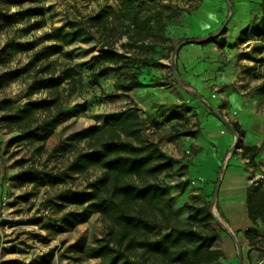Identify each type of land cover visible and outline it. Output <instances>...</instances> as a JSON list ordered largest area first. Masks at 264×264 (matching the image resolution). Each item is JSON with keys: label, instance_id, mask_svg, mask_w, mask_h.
<instances>
[{"label": "trees", "instance_id": "obj_1", "mask_svg": "<svg viewBox=\"0 0 264 264\" xmlns=\"http://www.w3.org/2000/svg\"><path fill=\"white\" fill-rule=\"evenodd\" d=\"M114 1L115 5L104 0L95 12L68 18L62 26L46 33L44 39L50 44L34 50L28 63L13 72L12 76L17 77L33 69L31 76L48 90L49 95L39 102L17 105L9 99L1 102L0 122L9 130H17L18 140L39 143L38 152L53 134L46 125L64 123L71 118L63 93L78 94L86 86L79 65L58 63L54 59L63 55L67 46L99 44L100 51L92 57L94 64L90 67L88 84L100 86L103 74L116 75L113 91H102L100 100L128 95L136 88L176 81L153 73L161 60L150 53L170 41L166 37L168 20L175 13L189 9L168 4L171 0ZM183 1H195L197 8L200 0ZM36 17L40 20L35 23L32 19ZM23 21L30 29H38L45 23L44 12H0V28ZM255 34L264 41V15L255 25ZM181 41L171 44L169 49L174 51ZM42 115L44 119L40 121ZM173 118L179 120L171 127L173 137L191 134L192 127L182 115L175 114ZM232 126L235 131H241L238 123L232 122ZM42 129L46 131L43 133ZM150 130L151 125L141 116L140 107L133 103L111 113L103 123L95 122L68 137V141L84 144L83 149L76 150L70 169L76 172L97 169L100 175L89 183V193H76L74 204L78 210L67 213V226L75 228L94 213L105 223L103 236L96 238L94 245L86 246L79 260L98 259L99 264H215L223 256L218 245L223 228L212 212L211 197L201 201L196 197L180 208L174 206L163 175L182 169L174 170V158L152 138ZM259 151L256 145L242 146V156L249 163L256 161ZM23 174L32 178L35 188L42 186L45 178L52 184L66 180L44 170L28 169ZM247 205L254 226L246 231V236L251 248H255L258 241L264 240V233L257 229L259 223L264 225L263 181H254L250 186ZM184 213L186 217L182 219L180 215ZM12 264H51V260L45 257L34 263L14 261Z\"/></svg>", "mask_w": 264, "mask_h": 264}, {"label": "rangeland", "instance_id": "obj_2", "mask_svg": "<svg viewBox=\"0 0 264 264\" xmlns=\"http://www.w3.org/2000/svg\"><path fill=\"white\" fill-rule=\"evenodd\" d=\"M207 1L205 0L204 10L206 12L203 15L206 16V21L214 26V18L209 14L210 5H207ZM103 3L104 0H0V12L42 10L45 19L44 25L38 29H30L25 21L12 27L0 28V115L3 113L1 102L4 99H9L14 105H17L27 101L39 102L49 95L48 90L41 87L38 79L31 76L34 73L33 69L31 72L20 74L17 77L16 75L15 77L12 76L13 72L28 63L34 50L50 44L44 39L46 33L62 26L68 18L95 12L98 6ZM195 3V1L186 3L183 0L168 2L170 5L184 8L188 4L189 10L194 9ZM110 4L115 5V1L110 0ZM195 14L192 12L185 13L186 24L175 29L174 33H178L179 36L184 33L183 36L194 38L205 35L206 33L201 31L203 26ZM237 15L226 27L229 34L238 30L239 25L233 22L239 21ZM180 17H182V12L175 13L168 20V27ZM39 20V17L32 19L35 23ZM188 28L191 30H187ZM168 30L166 37L170 41L163 48L157 49V52L150 53L161 60V65L152 71L160 76H168L176 80L174 71L178 72V52L174 56L175 50L171 51L169 46L178 41L169 37L171 32ZM224 32L225 27L222 28L221 34ZM99 51L100 46L96 42L74 43L65 48L63 55L54 58L58 63L69 62L79 65L84 73L86 86L78 94L68 96V94L63 93L64 104L68 106V113L71 118L64 123L51 122L46 125V129L52 131L53 134L42 151H37L40 146L39 143L18 140L19 132L9 130L0 122V208H4L6 215L10 217L2 225L0 232L2 264H12L14 261L34 263L45 257H49L51 264H99L98 259H79L81 251L86 246L94 245L96 238L103 236L105 223L101 216L94 213L87 222L79 224L75 228L67 226L66 217L68 212L78 210L74 204L76 193H89L91 190L88 185L98 178L100 171L97 169L86 172L71 170L70 163L76 154V150L83 149L84 144H78L67 139L73 133L95 122L103 123L111 113L119 111L129 104H135L129 94L115 99H99L102 91H113L116 79L113 72L103 74L100 78V86L88 84L90 67L94 64L92 57ZM257 57V62L253 59H250L251 62H249L247 59L245 70L251 75H249L250 79L262 83L264 86V45L258 51ZM253 68L257 69L256 72L252 70ZM174 85L179 86L180 83L177 80H170L169 84L163 85L164 88L162 89L168 91ZM150 87H154V90L161 89V86ZM153 96L154 94L152 96L146 95V98L154 100L155 97ZM201 101L205 103L204 100ZM162 105L165 104H161L157 99L147 110L143 106L139 107L141 116L157 117L155 122L147 120L151 125L150 134L153 139L159 141L163 148L169 150L170 142L174 140L171 127L174 123H179V120L173 118L175 112L168 114L169 118L166 116L167 114H164L163 119L160 120ZM168 105V109L171 111L182 109L183 114L180 115L187 121L191 118L192 114L188 113L189 116H186V112H189L187 109L179 108V105L183 104ZM171 117L172 119H170ZM43 119V115L40 116V121ZM191 121L195 126V122ZM46 129H42V132L44 133ZM28 169L44 170L62 175L66 177V180L63 183L52 184L45 178V183L35 188L32 178L23 174ZM253 180L264 182V174L255 176ZM62 204L65 205L64 208L59 207ZM180 217L185 219L186 214L184 213ZM257 229L260 233H264L262 223H259ZM252 249L260 251L259 258H264L263 239L258 241L255 248Z\"/></svg>", "mask_w": 264, "mask_h": 264}, {"label": "crops", "instance_id": "obj_3", "mask_svg": "<svg viewBox=\"0 0 264 264\" xmlns=\"http://www.w3.org/2000/svg\"><path fill=\"white\" fill-rule=\"evenodd\" d=\"M207 5L214 26L206 21L205 0H200L197 8L182 12L179 21L168 27L171 39L185 42L178 50L180 85L168 91L163 86L155 90L150 86L136 88L129 95L146 110L159 99L165 104L160 108V120L164 114L167 117L173 112L183 114L182 109L169 110L168 104H183L179 108L189 111L186 116L192 114L186 121L192 127L191 134L174 137L169 150L161 146L174 158V170L182 169L163 178L176 208L196 197L212 200L219 183L212 212L223 228L218 239L223 256L215 264H264V258H259L260 251L252 249L246 238V231L254 226L248 213V190L253 178L264 174V91L263 84L250 79L245 70L247 59L257 62L258 51L264 45L255 34V25L264 15V3L208 0ZM187 12L196 13L205 35L194 38L174 33L186 24ZM236 15L239 21L233 22L239 25L238 30L229 34L226 27ZM224 19L227 24L221 34ZM153 94L154 100L146 98ZM144 118L150 122L157 120L151 116ZM232 122L238 123L240 132L228 126ZM237 142L239 147L233 150ZM243 145L260 147L253 164L242 156Z\"/></svg>", "mask_w": 264, "mask_h": 264}, {"label": "water", "instance_id": "obj_4", "mask_svg": "<svg viewBox=\"0 0 264 264\" xmlns=\"http://www.w3.org/2000/svg\"><path fill=\"white\" fill-rule=\"evenodd\" d=\"M226 24H227V21L224 22L222 28H224V27L226 26ZM184 43H185V42H181L180 44L177 45V47L175 48V55H174V56H176L178 50L180 49V47H181ZM174 76H175L176 80H177L179 83H181V80H180L179 74H178V72H177L176 70L174 71ZM228 126H229L232 130H234V128L231 126V124H228ZM237 147H238V142L234 144V146H233V150L236 149ZM219 186H220L219 183H217L216 188H215V191H214L213 199H212L213 202H214V201L216 200V198H217L218 191H219ZM214 215H215V214H214ZM215 217H216V220L219 221V218H218L217 216H215Z\"/></svg>", "mask_w": 264, "mask_h": 264}, {"label": "built area", "instance_id": "obj_5", "mask_svg": "<svg viewBox=\"0 0 264 264\" xmlns=\"http://www.w3.org/2000/svg\"><path fill=\"white\" fill-rule=\"evenodd\" d=\"M9 219H10V217H9V215H6L5 209L4 208H0V232H1L2 225H4L5 221H7ZM25 221H26V219H25ZM6 225H8V224H6ZM1 253H2V247H0V264H2Z\"/></svg>", "mask_w": 264, "mask_h": 264}]
</instances>
